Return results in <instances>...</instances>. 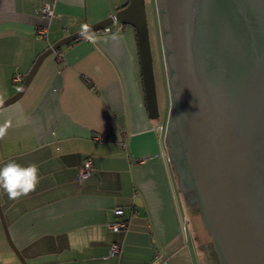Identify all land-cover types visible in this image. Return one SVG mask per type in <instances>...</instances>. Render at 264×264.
Here are the masks:
<instances>
[{
  "label": "crops",
  "instance_id": "obj_1",
  "mask_svg": "<svg viewBox=\"0 0 264 264\" xmlns=\"http://www.w3.org/2000/svg\"><path fill=\"white\" fill-rule=\"evenodd\" d=\"M128 1L0 0V101L50 46ZM42 2L54 5L53 16L37 12ZM111 29L46 57L22 98L0 108V124L10 123L0 167L35 163L41 176L18 201L0 190L10 235L29 264H205L212 241L185 206L166 142L167 107L150 118L135 29L118 21ZM87 157L94 172L80 180ZM120 218L128 226L112 230ZM113 243L120 251L108 256ZM0 264H22L1 219Z\"/></svg>",
  "mask_w": 264,
  "mask_h": 264
},
{
  "label": "water",
  "instance_id": "obj_2",
  "mask_svg": "<svg viewBox=\"0 0 264 264\" xmlns=\"http://www.w3.org/2000/svg\"><path fill=\"white\" fill-rule=\"evenodd\" d=\"M155 3L170 101L166 142L185 206L197 213L187 189L220 264H264V0ZM117 21L135 29L147 109L159 119L146 0H129L89 25L95 33ZM79 38L80 30L43 52L0 108L22 98L46 57ZM0 219L10 246L29 264L1 203Z\"/></svg>",
  "mask_w": 264,
  "mask_h": 264
},
{
  "label": "clouds",
  "instance_id": "obj_3",
  "mask_svg": "<svg viewBox=\"0 0 264 264\" xmlns=\"http://www.w3.org/2000/svg\"><path fill=\"white\" fill-rule=\"evenodd\" d=\"M80 35L89 42H95L94 33L87 23L81 24ZM9 127L10 123L8 122L0 124V140L7 135ZM40 181V169L35 163L23 166L10 160L0 167V190H3L9 200L18 201L29 196L36 191Z\"/></svg>",
  "mask_w": 264,
  "mask_h": 264
},
{
  "label": "rangeland",
  "instance_id": "obj_4",
  "mask_svg": "<svg viewBox=\"0 0 264 264\" xmlns=\"http://www.w3.org/2000/svg\"><path fill=\"white\" fill-rule=\"evenodd\" d=\"M146 8L148 14L151 46H152V52L154 58V71L156 76V85H157L158 100H159L160 113H161L160 117H161L165 115L166 107H167V114L168 115L170 114L169 104L167 106V98L169 92L165 87V81H164L165 77L167 78L165 74L167 71L165 67L164 54L162 49V32L159 26V17H158V11L156 8L155 0H146ZM113 25L114 23L111 24L110 26L113 27ZM160 55L162 57V62L159 60ZM211 251H212L211 260L206 259L205 264H216L217 262V259L213 253V248H211Z\"/></svg>",
  "mask_w": 264,
  "mask_h": 264
},
{
  "label": "built area",
  "instance_id": "obj_5",
  "mask_svg": "<svg viewBox=\"0 0 264 264\" xmlns=\"http://www.w3.org/2000/svg\"><path fill=\"white\" fill-rule=\"evenodd\" d=\"M37 12L43 16H47V17L53 16L54 15V5L52 3L42 2L38 7ZM111 30H112L111 26H107V27L102 29V31L105 33L111 32ZM39 32L41 34H45L47 32V30L45 28H40ZM13 79L15 81L19 82L22 80V76H21V74H16L13 77ZM93 172H94L93 160H92V158L87 157L84 160L83 164L79 168V179L84 180L85 178L90 176ZM114 211H115L116 215H123L124 214V209L122 207H116L114 209ZM109 226L112 230L117 231V230L126 228L128 226V221L126 219L120 218V219L110 223ZM119 251H120V245L118 243H113V244H111V246L109 248L108 256L115 255ZM159 264H167V262L165 260H163Z\"/></svg>",
  "mask_w": 264,
  "mask_h": 264
},
{
  "label": "trees",
  "instance_id": "obj_6",
  "mask_svg": "<svg viewBox=\"0 0 264 264\" xmlns=\"http://www.w3.org/2000/svg\"><path fill=\"white\" fill-rule=\"evenodd\" d=\"M165 74H166V73H165ZM164 81H165V87L167 88V91L169 92V90H168V86H167V79H166V77H165V80H164ZM168 104H169V106H170L169 94H168V98H167V106H168ZM181 187H182V186H181ZM194 207H195V209H196V208H197V205L194 204ZM196 211H197L198 217H199L200 220L202 221L201 214H200L198 208L196 209ZM202 223H203V221H202ZM205 228H206V226H205ZM206 229H207V228H206ZM207 231H208V233H209V235H210V237H211V240H212V236H211V234H210V232H209L208 229H207ZM212 247H213V243H212ZM213 253H214V256H215L216 259H217L216 264H220L219 259H218V255H217L215 249H213Z\"/></svg>",
  "mask_w": 264,
  "mask_h": 264
},
{
  "label": "flooded vegetation",
  "instance_id": "obj_7",
  "mask_svg": "<svg viewBox=\"0 0 264 264\" xmlns=\"http://www.w3.org/2000/svg\"><path fill=\"white\" fill-rule=\"evenodd\" d=\"M180 177H182V176H180ZM180 182H182V178H180ZM183 184V183H182ZM182 189H183V187H182ZM184 190V189H183ZM184 193H185V195H186V197L188 198V202H190V204H191V206L195 209V207H194V201H193V199H192V192H190L189 190H184ZM197 209V208H196ZM195 209V210H196ZM214 249V248H213Z\"/></svg>",
  "mask_w": 264,
  "mask_h": 264
}]
</instances>
